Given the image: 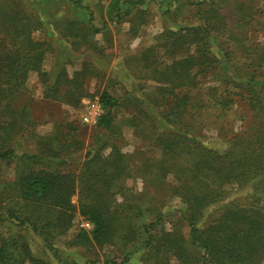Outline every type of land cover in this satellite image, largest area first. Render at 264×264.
Returning <instances> with one entry per match:
<instances>
[{"label": "rangeland", "instance_id": "rangeland-1", "mask_svg": "<svg viewBox=\"0 0 264 264\" xmlns=\"http://www.w3.org/2000/svg\"><path fill=\"white\" fill-rule=\"evenodd\" d=\"M240 5L245 12H238ZM121 7L118 16L110 12L109 0H0V61L5 57L7 74L0 76V125L7 129L0 131V153L13 150L0 159V247H5L7 264H37V259L41 264L120 263L129 251L123 264H152V254L135 250L136 243L146 240L144 228L155 222L153 233L164 227L169 243L174 238L187 241L189 210L183 195H202L218 186L212 177L185 168L189 159L206 168L209 164L203 161V150L196 153L193 148L190 153L194 141L183 137V123L197 119L201 131L194 128L192 136L218 153L231 150L240 136H263L264 119L252 110L249 89L240 82L261 80L258 92L264 84V60L258 68L245 67L247 58L256 59L264 48V0H126ZM204 23L209 36L183 42V28ZM240 38L242 42H236ZM205 40L211 52H220L217 47L231 50L232 70L221 63L214 66L211 53L204 54ZM35 42L44 52L35 46L29 51ZM41 52L36 68L34 60ZM183 55L197 58L195 84L183 86V70L174 69ZM76 72L84 96L74 105L66 90ZM102 91L117 99L107 128L96 124L105 108L95 122L85 121L88 111L100 104ZM185 94L191 95L189 108L195 106L198 113L183 111ZM226 97L224 108L219 101ZM7 121L11 125L6 127ZM88 152L102 156L103 172L96 186L109 190L111 205L121 212L114 242L100 247L72 243L80 230H92L88 219L78 214L80 188L70 199L76 212L63 227L56 211L25 201L19 192L21 176L40 170L70 172L83 186L90 178L85 169ZM115 152L124 161L118 172L105 159L109 153L115 158ZM199 164L196 170L201 173ZM183 185L188 190L183 191ZM262 185L233 191L223 204L205 205L197 228L202 231L216 222L232 200L242 206L254 203L264 211ZM13 215L32 218L42 234ZM186 246L201 258V250ZM170 254L175 264L176 255ZM253 260L264 264V252H257Z\"/></svg>", "mask_w": 264, "mask_h": 264}, {"label": "trees", "instance_id": "trees-1", "mask_svg": "<svg viewBox=\"0 0 264 264\" xmlns=\"http://www.w3.org/2000/svg\"><path fill=\"white\" fill-rule=\"evenodd\" d=\"M124 1L126 0H109L110 12L116 11V14L120 16L122 10L121 5ZM71 2L80 3V0H71ZM239 9L238 12L246 11L244 5H240ZM239 20H242L241 16ZM245 20L246 19H243L242 22ZM203 21L206 22V17ZM206 28V23H204L203 27L183 28V42L186 43L188 40L198 42L206 36H209ZM206 42L207 48L204 47L203 49L206 53H201L209 55L210 52V56L214 59V66L221 63L222 66L226 65L228 70H232L234 65L231 61V50L228 48L225 51H221V49L217 47V50L221 53L211 52L209 40H205V43ZM236 42H242L241 38ZM39 44L41 43L30 46L29 51L33 52L35 47L43 48V45L41 44L39 46ZM242 47H244V45H242ZM190 48L191 47L189 46L186 47V51L184 52H187ZM24 50L28 51V49ZM246 51L256 55L254 50L247 47ZM42 52H44V48ZM42 52L40 56L36 57L34 60L35 65L33 66L36 68L39 66L43 54ZM218 54L219 56H217ZM205 58L207 57L203 56L202 59ZM263 60L264 48L258 51L256 59L254 57H251V59L250 57L247 58L245 67H247V70L258 68ZM23 63L27 67L28 63L26 61ZM175 63L177 64L174 65L175 70L178 68L180 71L183 70V86L186 84H195L196 82L193 80V70L195 67H198L197 58L192 59L191 57H185L183 55V59ZM4 66L5 57L3 61H0V76L2 74L7 75L3 72V69L5 68ZM235 66L237 67L238 65L235 64ZM243 66L244 65H241V67ZM256 71V69L252 70L253 73ZM61 72L63 71L61 70ZM58 80L59 78L57 76L55 82H58ZM79 81L77 72L73 75L71 80H67L66 91L74 105L78 104L80 99L84 96V89L80 87L81 83ZM260 81L261 80H252L250 78L249 80L246 79V81L240 83L246 84L247 89H249V105L252 110L260 113L262 119H264V84L262 88L258 89L261 92L256 90L259 87L256 84H259ZM55 85H57V83H55ZM55 90H57V87H55ZM1 94H3V89H0V95ZM190 97L191 95H183V101H185L183 103V111H189L191 114L192 112L198 113L197 109L194 110L195 106L189 108L188 100H190ZM99 103L102 108L107 110L101 115L96 124L98 127L107 128L110 124L108 121L110 108L116 105L117 99L108 92L102 91L99 96ZM219 103L223 104L224 106L222 107L225 108L229 103V99L227 97L224 100L220 99ZM195 122H197V119L191 118L190 123L192 124L183 123V137L194 141L192 148L188 147L191 148L189 149L191 151L190 153L193 152V148L196 153L203 150L205 155L203 161L207 162L209 166L206 168L203 164H199L198 161L194 162V160L189 159L185 163V168L188 169V173L192 170V172H196L199 176L212 177L217 182V189L214 191L208 190L202 195H199L198 193L190 195L185 193L190 197L183 195V199L189 210V216L187 217V223L189 226L187 241L183 240L182 242L180 238H174V240L169 243L167 235L162 232L164 227L156 233H153V231L156 230V223L150 222L146 228H144L146 240L144 242L142 241V244L136 243L135 250L137 248H142L152 254V258L150 259V261H153L152 264H172L171 258L169 257L171 255L170 252H173L176 255L175 264H204L203 260H205V264H253L254 255L259 251L264 252V211L255 208L253 205L254 203L242 206L237 203V201L231 199L232 201H229L230 207L226 209L223 215L216 222L212 223L202 231L197 228L196 219L198 215L203 212L205 205L209 203L223 204L229 196L231 198V196L235 194L233 191H250L258 188L260 183H263L261 187L264 189V129L262 131L263 136L258 135L247 140L240 136V138L235 139L233 142L231 150L224 153H218L214 149L205 147L203 145L204 141L201 138L197 139L192 136L194 128L201 131V123ZM10 125L9 121H7L6 127ZM0 131L3 134L7 132V129L3 125H0ZM4 136L9 137V134H5ZM12 152V149L2 151L0 153V159H6ZM109 155L111 154L109 153ZM109 155L106 156L105 159L110 164H113L114 170L118 172L119 165L121 164V166H123L124 164V161L121 162L123 156L120 155V157L119 154L115 152V158L118 160L117 161L114 157H109ZM86 156L92 157L91 152H88ZM91 157L85 163V169L90 171V178L84 182L83 186L79 187L76 184V177L70 172L61 173L44 170L26 175L24 174L21 176L18 183L20 196L27 202H33L39 207H45L46 209L56 211L59 215L58 222L62 224V227L63 224H69L72 214H75L76 212V206L71 203L70 199L71 196L76 193L77 188H80L77 201L78 214L88 219L92 225V230L90 232L80 230L73 236L72 243L75 245H86V243H90L100 247L114 242L116 234L119 231L118 228L120 227L121 212L119 207H113L111 205L109 200V195L111 194L109 190L96 186L103 172L102 166L99 164L100 157L102 156L98 153L93 155L92 158ZM198 164L199 170L203 174L196 170ZM84 186L85 189L82 188ZM184 190H188L187 185H183V191ZM12 217L16 218L19 223L27 224L39 235L42 234L39 231L38 225L32 218L26 215H13ZM133 236L134 231L130 232L129 238L131 239ZM186 244L201 250V258L192 255L188 251ZM4 248V246L0 247V260L3 264H7L5 262L6 250ZM49 249H52V245H49ZM130 253H132V251L126 252L123 261L120 263L106 261L105 264H123L128 260L127 254ZM30 260L35 261L33 257H30ZM36 262H38L37 264L42 263L39 259H37Z\"/></svg>", "mask_w": 264, "mask_h": 264}, {"label": "built area", "instance_id": "built-area-1", "mask_svg": "<svg viewBox=\"0 0 264 264\" xmlns=\"http://www.w3.org/2000/svg\"><path fill=\"white\" fill-rule=\"evenodd\" d=\"M101 111H102V107L100 104L97 103L95 105V107L92 108V111H88L89 115L85 118V121L86 122H95V120H97V117L100 116Z\"/></svg>", "mask_w": 264, "mask_h": 264}, {"label": "water", "instance_id": "water-1", "mask_svg": "<svg viewBox=\"0 0 264 264\" xmlns=\"http://www.w3.org/2000/svg\"><path fill=\"white\" fill-rule=\"evenodd\" d=\"M1 244V243H0Z\"/></svg>", "mask_w": 264, "mask_h": 264}]
</instances>
